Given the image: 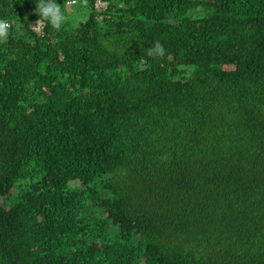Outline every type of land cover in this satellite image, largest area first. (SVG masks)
<instances>
[{"label":"trees","instance_id":"trees-1","mask_svg":"<svg viewBox=\"0 0 264 264\" xmlns=\"http://www.w3.org/2000/svg\"><path fill=\"white\" fill-rule=\"evenodd\" d=\"M70 1L0 0V264H264V0Z\"/></svg>","mask_w":264,"mask_h":264},{"label":"clouds","instance_id":"clouds-1","mask_svg":"<svg viewBox=\"0 0 264 264\" xmlns=\"http://www.w3.org/2000/svg\"><path fill=\"white\" fill-rule=\"evenodd\" d=\"M36 4H37L36 11L41 17V19H39V21L36 20L38 22L34 28H39L40 26H42V22H47L48 25L54 28H59L61 24L65 21L66 11L62 8L61 4L58 3V0H38ZM3 28H5V26L3 24H0V29ZM3 34H4L3 31H0V35ZM163 53H164V49L158 42L155 45V47L150 50V54L154 56L163 55Z\"/></svg>","mask_w":264,"mask_h":264},{"label":"built area","instance_id":"built-area-1","mask_svg":"<svg viewBox=\"0 0 264 264\" xmlns=\"http://www.w3.org/2000/svg\"><path fill=\"white\" fill-rule=\"evenodd\" d=\"M76 4V1H71V2H69L68 3V7H71V6H73V5H75ZM95 7L97 8V9H101V8H103V7H105V5L103 4V3H101V2H97L96 4H95ZM39 21V20H38ZM38 21H35V22H33V25H32V28H33V30H35L39 35H44V30H45V22H42V26H40L39 28H34L36 25H37V22ZM7 26H9L8 24H7Z\"/></svg>","mask_w":264,"mask_h":264},{"label":"rangeland","instance_id":"rangeland-1","mask_svg":"<svg viewBox=\"0 0 264 264\" xmlns=\"http://www.w3.org/2000/svg\"><path fill=\"white\" fill-rule=\"evenodd\" d=\"M75 7H76V5H73V6H71V9L73 10ZM68 8L70 9V7H68Z\"/></svg>","mask_w":264,"mask_h":264}]
</instances>
